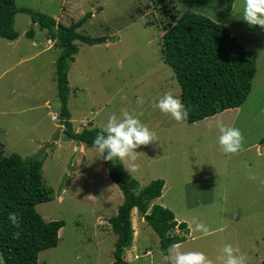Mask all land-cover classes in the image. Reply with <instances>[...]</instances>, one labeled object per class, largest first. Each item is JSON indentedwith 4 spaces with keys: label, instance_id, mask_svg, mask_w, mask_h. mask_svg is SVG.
I'll use <instances>...</instances> for the list:
<instances>
[{
    "label": "rangeland",
    "instance_id": "1",
    "mask_svg": "<svg viewBox=\"0 0 264 264\" xmlns=\"http://www.w3.org/2000/svg\"><path fill=\"white\" fill-rule=\"evenodd\" d=\"M68 25L92 15L78 28L104 43L77 41L67 64L66 107L74 132L103 129L121 110L139 113L157 140L136 148L137 169L129 174L138 190L162 178V195L151 201L170 209L187 224L185 240L170 251H201L212 264H224L222 249H239L244 264H260L264 254V29L240 17L244 0H172L179 14L195 12L224 24L254 56L255 72L244 102L194 122L176 121L153 107L165 92L180 93L172 70L162 59V19L152 0H15ZM52 17V16H51ZM53 18V17H52ZM13 40L0 38V141L5 154L29 159L54 140L41 156L42 181L52 199L36 204L45 220H62L55 246L41 250L37 264H110L116 233L108 219L122 193L92 146L67 139L58 114L60 100L54 61L59 48L45 28L19 12ZM26 30H32L31 36ZM51 46V47H50ZM242 134L236 153L219 151L216 121ZM60 131L59 137L55 138ZM254 178H249V177ZM99 215V216H98ZM199 222L208 234L195 230ZM133 242L124 249L126 264H168L158 236L132 210ZM176 233H183L180 229ZM148 250V252H146ZM137 256V257H136ZM0 264L3 260L0 254Z\"/></svg>",
    "mask_w": 264,
    "mask_h": 264
},
{
    "label": "trees",
    "instance_id": "2",
    "mask_svg": "<svg viewBox=\"0 0 264 264\" xmlns=\"http://www.w3.org/2000/svg\"><path fill=\"white\" fill-rule=\"evenodd\" d=\"M171 2L152 0L159 16L164 19L162 59L180 86L179 98L188 111L184 120L194 122L226 108L240 106L250 90L255 72L254 56L224 24L200 13L179 14L176 6H169ZM231 2L226 0L227 9H230ZM19 12L26 13L32 22L45 28L60 49L54 65L63 133L69 139L94 147L92 140L101 128L95 126L74 132L69 121L67 64L72 62L77 51V41L93 45L104 43L107 37L78 32L77 29L92 15L89 11L82 18L64 25L55 23L54 18L45 13L17 6L15 0H0V38L13 40L17 36L14 21ZM25 33L31 36L32 30ZM36 153L27 160L16 152L5 154L0 141V254L3 264H37L38 253L57 244V231L63 226L62 220H45L35 209L36 204L52 199L51 188L42 181L41 157L29 165ZM103 162L108 176L122 193V202L108 219L116 233L110 264H126L123 251L133 242V209L152 227L161 251L168 255L169 248L185 240L188 228L185 222H177L167 207L150 204L162 195L164 180L152 179L138 190V181L125 171L122 163ZM9 212L20 214L18 227L9 221ZM176 229L183 233H176ZM260 264H264V254Z\"/></svg>",
    "mask_w": 264,
    "mask_h": 264
},
{
    "label": "clouds",
    "instance_id": "3",
    "mask_svg": "<svg viewBox=\"0 0 264 264\" xmlns=\"http://www.w3.org/2000/svg\"><path fill=\"white\" fill-rule=\"evenodd\" d=\"M51 16L54 18L53 15ZM240 17L249 25H258L264 29V0H244ZM49 38L51 37L49 36ZM153 107L157 108L161 113L169 115L176 121L184 120L188 115L187 108L184 103H182L179 96L169 92H165L158 97ZM227 109L230 108L224 110ZM51 119H58V121L61 122L59 110L57 115L54 113L51 114ZM216 127L219 132L217 136L219 151L230 154L236 153L241 149L243 137L239 128L235 126H226L221 120L216 121ZM60 131L61 130H59V134ZM155 140H157L156 134L141 121L139 113L133 114L122 109L119 117L115 115L109 116L106 126L96 133L92 140V144L96 151L95 156L104 161L124 163L126 165V171L131 174L138 167L135 163L137 159V151H135V149L140 145H147ZM78 143L79 145H84V143L75 140V146H77ZM79 145L76 148H79ZM249 178L254 177L250 176ZM8 219L12 225L19 226L20 214L18 212H9ZM195 230L204 234H208L209 232L207 226L199 222L195 224ZM13 235L16 236L18 233H13ZM177 247V244L172 246L173 249ZM128 248H131V246ZM222 251L225 254L224 264H244L242 257L234 254L239 252L237 247L225 244ZM163 258L168 264H212V261L201 251H170L169 254L165 255ZM124 260L126 261V259Z\"/></svg>",
    "mask_w": 264,
    "mask_h": 264
},
{
    "label": "water",
    "instance_id": "4",
    "mask_svg": "<svg viewBox=\"0 0 264 264\" xmlns=\"http://www.w3.org/2000/svg\"><path fill=\"white\" fill-rule=\"evenodd\" d=\"M58 135H59V131L57 132L55 138H57ZM54 140H55V139H54ZM54 140H52V141H50V142H46V143H44V144L41 146L40 150H39V151L36 153V155L33 157V159L31 160V162L29 163V165L32 164L34 161H36L40 156H42V154H43V152L45 151V149H46L47 147H51V146L54 144Z\"/></svg>",
    "mask_w": 264,
    "mask_h": 264
},
{
    "label": "crops",
    "instance_id": "5",
    "mask_svg": "<svg viewBox=\"0 0 264 264\" xmlns=\"http://www.w3.org/2000/svg\"><path fill=\"white\" fill-rule=\"evenodd\" d=\"M79 149H80V148H76V150H78V151H79ZM98 216H99V215H98ZM175 245H176V244H175ZM171 248H172V247H171ZM169 249H170V248H169ZM146 252H148V250H147Z\"/></svg>",
    "mask_w": 264,
    "mask_h": 264
}]
</instances>
